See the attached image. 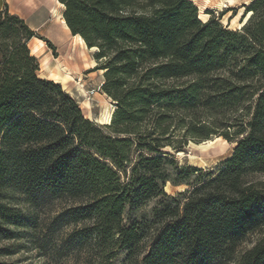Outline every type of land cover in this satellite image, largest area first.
Segmentation results:
<instances>
[{
	"label": "trees",
	"instance_id": "trees-1",
	"mask_svg": "<svg viewBox=\"0 0 264 264\" xmlns=\"http://www.w3.org/2000/svg\"><path fill=\"white\" fill-rule=\"evenodd\" d=\"M57 1L70 33L98 49L117 105L109 125L86 119L38 75L28 43H51L4 7L0 243L36 228V250L54 261L112 264L123 252L126 264H264V0L247 6L239 31L201 22L192 0ZM213 135L235 148L191 184L202 170L163 148ZM167 183L189 188L170 196ZM153 199L149 218L125 224L126 208ZM15 253L0 246V264H16L5 260Z\"/></svg>",
	"mask_w": 264,
	"mask_h": 264
},
{
	"label": "rangeland",
	"instance_id": "rangeland-1",
	"mask_svg": "<svg viewBox=\"0 0 264 264\" xmlns=\"http://www.w3.org/2000/svg\"><path fill=\"white\" fill-rule=\"evenodd\" d=\"M11 1H13L12 11L23 17L29 27L35 25V33L52 45L48 47L44 41L40 43V39L37 38H33L28 43L30 51L42 47L41 50L38 49V57L35 56L39 62V77L58 84L64 93L77 102L86 119L101 126L109 125L117 104L103 90L105 70L98 69L103 63V61L95 59L98 49L88 48L85 43L84 45L79 44L68 28L66 27V29L60 24V18L63 19L64 7L63 5L60 7L57 0ZM216 1L218 3L221 0ZM252 1L254 0H235V4L225 7L215 6L216 2L204 4L203 0L191 2L196 6L197 18L201 22L205 23L213 17L223 28L239 31L251 16V13H246V9ZM240 24L241 27H239ZM65 75H69L70 79L63 83L62 79ZM108 115L111 116L109 123H105ZM181 133V131L175 133L174 138L178 140ZM206 142H212V145L208 148L199 147ZM234 148L235 144L213 135L208 140L198 143L188 142L181 152H174L169 147L163 148V152L170 154L172 160L179 167L197 168L198 166V169L202 170V174L194 173L188 178L191 184H195L204 178L205 171H215L225 159L229 158ZM258 178H264V176H258ZM184 186L186 187V185L172 187L167 183L163 191L167 195L174 196L184 191L180 190ZM166 187L168 191H166ZM12 198L13 203L18 202V207L22 209L24 215L30 216L33 221H36V211L28 212L27 208L21 205V198L17 196ZM158 204L159 199H153L139 209L129 210L126 208L124 212L125 224H130L133 220L137 221L142 216L149 218L152 209ZM17 233H19V238L16 241L0 243V246L10 245L11 250L16 251L15 254L6 257V261L16 264H75L71 253L54 261L52 255L48 257L45 256L44 251H37L34 242L36 228H23ZM124 258L125 254L118 252L112 264H126Z\"/></svg>",
	"mask_w": 264,
	"mask_h": 264
},
{
	"label": "bare ground",
	"instance_id": "bare-ground-1",
	"mask_svg": "<svg viewBox=\"0 0 264 264\" xmlns=\"http://www.w3.org/2000/svg\"><path fill=\"white\" fill-rule=\"evenodd\" d=\"M192 1H193V0H192ZM215 2H216L215 6H217V7H225V6H231V5L235 4V0H221V1L218 2V3H217L216 0H203V3H204V4L215 3ZM249 16H250V15H249ZM244 21H245V20H244ZM60 23L63 24V25H65L63 19H61ZM241 26H242V25L240 24L239 27H241ZM74 38L79 42V44L84 45L83 40H82L79 36H74ZM94 49H95V48H93V50H94ZM91 66H92V65H91ZM93 66H94V64H93ZM69 79H70L69 75H65V76L63 77V79H62V82H63V83H66V82L69 81ZM110 117H111V116L108 115V117H107L105 123H109ZM211 145H212V142H206V143L200 145L199 147H200V148H208V147H210ZM197 168H198V166H197ZM200 168H202V167H200ZM185 189H187V188L184 187L183 189H180V190H185ZM166 191H168L167 187H166Z\"/></svg>",
	"mask_w": 264,
	"mask_h": 264
},
{
	"label": "crops",
	"instance_id": "crops-1",
	"mask_svg": "<svg viewBox=\"0 0 264 264\" xmlns=\"http://www.w3.org/2000/svg\"><path fill=\"white\" fill-rule=\"evenodd\" d=\"M25 1H27V0H25ZM12 5H13V1H11V0H0V13L2 12V10L4 9V7L5 6H7V8H8V11L11 13V14H16V15H18V13L17 12H14V11H12ZM59 6L60 7H62V5H60L59 4ZM18 16H20V15H18ZM21 17V16H20ZM22 19H23V17H21ZM61 19L62 18H60V21H61ZM26 22V21H25ZM61 24V23H60ZM61 25H63V24H61ZM29 26V25H28ZM65 28H66V26L65 25H63ZM33 31H35L36 30V26L35 25H32V27H30ZM67 29V28H66ZM40 43H42L41 41H40ZM38 49L39 50H41L42 49V47H38ZM38 49H36V48H34V50H32L31 51V53H32V55H34V56H36V57H38L37 55H38Z\"/></svg>",
	"mask_w": 264,
	"mask_h": 264
}]
</instances>
